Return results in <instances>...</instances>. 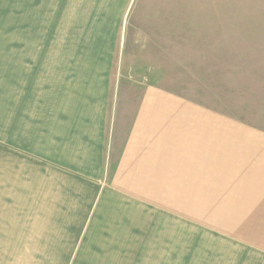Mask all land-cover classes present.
Returning <instances> with one entry per match:
<instances>
[{
    "label": "crops",
    "instance_id": "obj_1",
    "mask_svg": "<svg viewBox=\"0 0 264 264\" xmlns=\"http://www.w3.org/2000/svg\"><path fill=\"white\" fill-rule=\"evenodd\" d=\"M63 1L0 0V169L11 200L29 193L34 158L47 186L67 191L74 178L104 176L115 191L228 241L236 264H264V130L157 85L103 93L114 42L81 41L80 0ZM43 17L56 19L60 41L43 42ZM212 254L200 251L203 262ZM214 254V264L230 258Z\"/></svg>",
    "mask_w": 264,
    "mask_h": 264
},
{
    "label": "rangeland",
    "instance_id": "obj_2",
    "mask_svg": "<svg viewBox=\"0 0 264 264\" xmlns=\"http://www.w3.org/2000/svg\"><path fill=\"white\" fill-rule=\"evenodd\" d=\"M79 13L81 41L114 42L103 93L157 85L264 130V0H80ZM60 40L56 19L43 17V42ZM34 94L43 105V93ZM28 174L29 193L12 201L11 177L0 169V264H214L215 251L230 257L224 264L237 262L228 241L115 191L104 176L74 178L61 191L45 184L34 158ZM201 250L213 251L210 263Z\"/></svg>",
    "mask_w": 264,
    "mask_h": 264
}]
</instances>
